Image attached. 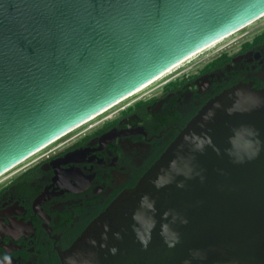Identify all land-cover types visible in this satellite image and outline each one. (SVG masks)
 Returning <instances> with one entry per match:
<instances>
[{"label":"water","instance_id":"1","mask_svg":"<svg viewBox=\"0 0 264 264\" xmlns=\"http://www.w3.org/2000/svg\"><path fill=\"white\" fill-rule=\"evenodd\" d=\"M264 0H0V176L217 40ZM64 264H264V88L206 103Z\"/></svg>","mask_w":264,"mask_h":264},{"label":"flooded vegetation","instance_id":"2","mask_svg":"<svg viewBox=\"0 0 264 264\" xmlns=\"http://www.w3.org/2000/svg\"><path fill=\"white\" fill-rule=\"evenodd\" d=\"M264 88V26L248 30L0 180V264L63 254L134 188L187 123L226 89Z\"/></svg>","mask_w":264,"mask_h":264},{"label":"rangeland","instance_id":"3","mask_svg":"<svg viewBox=\"0 0 264 264\" xmlns=\"http://www.w3.org/2000/svg\"><path fill=\"white\" fill-rule=\"evenodd\" d=\"M258 26H264V17L260 18L259 20H257L256 22L250 24L249 26H247L246 28L236 32L233 35H230L229 37H227L225 40H223L222 42L218 43L216 46L211 47L208 50L203 51L202 53L198 54L197 56L193 57L192 59H190L189 61H187L186 63H184L183 65H181L180 67L176 68L173 72H170L169 74L165 75L164 77L160 78L159 80H157L156 82H154V84H152L151 86H149L148 88H146L145 90L141 91L140 93L134 95L133 97H130L126 100H124L123 102H121L120 104L112 107L111 109H109L108 111H106L104 114L98 116L96 119L92 120L89 123L84 124L82 127L78 128L76 131L68 134L67 136L62 137L60 140L54 142L53 144H51L48 148L53 147L54 145L58 144L59 142H61L62 140L66 139L67 137L71 136L72 134L76 133L77 131L85 128L86 126L96 122L97 120H99L100 118L104 117L105 115H108L109 113H111L112 111H114L115 109H117L118 107H120L121 105H124L128 100H131L134 97H137L139 95H141L142 93L146 92L147 90H149L151 87H153L155 84L165 80L166 78L176 74L177 72H179L181 69L186 68L188 65L193 64L196 60L200 59L201 57H204L206 55H208L209 53L213 52L214 50H216L219 47L222 46H227L228 44L234 42L235 40L241 38L243 36V34L245 32H247L248 30H252ZM48 148L42 150L41 152H39L38 154L44 152L45 150H47ZM36 155H33L32 157L28 158L26 161L22 162L21 164H19L17 167L13 168L12 170L8 171L7 173H5L4 175L0 176V180H2L4 177H6L8 174L12 173L15 169L21 167L22 165H24L25 163H27L28 161H30L32 158H34Z\"/></svg>","mask_w":264,"mask_h":264},{"label":"bare ground","instance_id":"4","mask_svg":"<svg viewBox=\"0 0 264 264\" xmlns=\"http://www.w3.org/2000/svg\"><path fill=\"white\" fill-rule=\"evenodd\" d=\"M240 31V30H239ZM238 32V31H237ZM235 34V33H233ZM231 34V35H233ZM230 36V35H229ZM229 36H226L224 38H221L219 40H217L216 42L210 44L208 47L204 48L203 50H200L199 52L193 54L192 56H190L189 58L183 60L182 62L178 63L176 66L172 67L171 69L167 70L165 73L161 74L160 76H158L157 78H155L154 80L150 81L149 83L145 84L144 86L140 87L139 89H137L136 91H134L133 93L129 94L128 96L124 97L122 100L118 101L116 104H114L113 106H111L110 108L104 110L103 112H101L100 114L96 115L95 117L91 118L90 120H88L87 122L83 123L82 125L86 124V123H89L91 122L92 120L96 119L98 116L104 114L106 111H108L109 109H111L112 107L120 104L121 102H123L124 100L130 98V97H133L134 95L138 94L139 92L145 90L147 87L151 86L152 84H154V82H156L157 80H159L160 78L164 77L165 75L169 74L170 72H173L176 68L180 67L181 65H183L184 63H186L187 61H189L190 59H192L193 57L197 56L198 54L202 53L203 51L207 50V49H210L211 47H214L216 46L218 43L222 42L223 40H225L227 37ZM80 125V126H82ZM80 126H78L77 128H79ZM75 128V129H77ZM74 129V130H75ZM73 131V130H72ZM70 133V132H69ZM68 134V133H67ZM50 146V145H49ZM48 147V146H47ZM47 147H44V148H47ZM43 149V148H42ZM41 149V150H42ZM40 151V150H39ZM30 158V157H29ZM27 160V159H26ZM11 170V169H10ZM9 170V171H10ZM8 172V171H7ZM6 172V173H7ZM5 174V173H4ZM2 174V175H4ZM1 175V176H2Z\"/></svg>","mask_w":264,"mask_h":264},{"label":"built area","instance_id":"5","mask_svg":"<svg viewBox=\"0 0 264 264\" xmlns=\"http://www.w3.org/2000/svg\"><path fill=\"white\" fill-rule=\"evenodd\" d=\"M263 17H264V16H263ZM261 18H262V17H261ZM258 20H259V19H258ZM256 21H257V20H256ZM256 21H255V22H256ZM253 23H254V22H253ZM251 24H252V23H251ZM249 25H250V24H249ZM249 25H247V26H249ZM247 26H246V27H247ZM246 27H244V28H246ZM244 28H243V29H244ZM241 30H242V29H241ZM207 50H208V49H207ZM147 88H148V87H147ZM139 93H140V92H139ZM82 126H83V125H82ZM82 126H80V127H82ZM80 127H79V128H80ZM77 129H78V128H77ZM77 129L71 131L70 133L76 131ZM70 133H68V134H70ZM68 134H66V135H64V136H67ZM64 136H63V137H64ZM61 138H62V137H61ZM61 138H59L58 140H60ZM58 140H56V141H58ZM56 141H54V142H56ZM54 142H53V143H54ZM53 143H51V144H53ZM51 144H49V145H51ZM49 145H47V146L49 147ZM47 146H46V147H47ZM48 147H47V148H48ZM44 149H46V148H43L42 150H44ZM42 150L38 151V152L35 153L34 155L38 154V153L41 152ZM31 157H32V156H31ZM25 161H26V160H25ZM23 162H24V161H23ZM21 163H22V162H21ZM21 163H20V164H21ZM18 165H19V164H18ZM18 165H17V166H18ZM17 166H16V167H17ZM14 168H15V167H14ZM11 170H12V169H11Z\"/></svg>","mask_w":264,"mask_h":264}]
</instances>
